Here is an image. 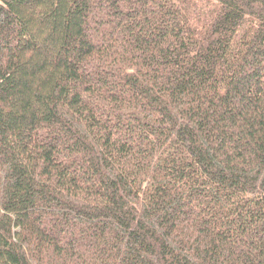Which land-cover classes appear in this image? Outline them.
Listing matches in <instances>:
<instances>
[{
  "label": "trees",
  "instance_id": "16d2710c",
  "mask_svg": "<svg viewBox=\"0 0 264 264\" xmlns=\"http://www.w3.org/2000/svg\"><path fill=\"white\" fill-rule=\"evenodd\" d=\"M0 264H264V0H0Z\"/></svg>",
  "mask_w": 264,
  "mask_h": 264
}]
</instances>
